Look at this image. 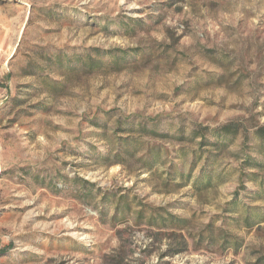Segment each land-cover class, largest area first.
I'll list each match as a JSON object with an SVG mask.
<instances>
[{
    "label": "rangeland",
    "instance_id": "1",
    "mask_svg": "<svg viewBox=\"0 0 264 264\" xmlns=\"http://www.w3.org/2000/svg\"><path fill=\"white\" fill-rule=\"evenodd\" d=\"M262 127L264 0H0V264H264Z\"/></svg>",
    "mask_w": 264,
    "mask_h": 264
},
{
    "label": "trees",
    "instance_id": "2",
    "mask_svg": "<svg viewBox=\"0 0 264 264\" xmlns=\"http://www.w3.org/2000/svg\"><path fill=\"white\" fill-rule=\"evenodd\" d=\"M120 57H118L115 61H114V65H119L121 63H119L120 61ZM123 61V60H122ZM126 62V60H125ZM123 121L124 123L121 121V123L126 124L125 126L119 125L118 128H122L124 130H127L129 132H134V130H138V132H142V135H160L161 133L157 130V129H151L148 127L147 124H144L143 121H140V123L136 124V119H132L131 117H123ZM231 125H228L226 127H223L220 130V134L221 136H227L229 134H233V135H237V133L239 132V130L237 128L232 129ZM127 128V129H126ZM234 128V127H233ZM182 130V129H181ZM258 136L262 139H264V127L259 128L258 131ZM166 136L172 137V138H176L177 136H180L181 138H183L182 135H171L170 133H166ZM142 135H132V137H128L127 140H122L121 137H118L117 139V148L114 149L113 154H110L106 157V160L111 159L112 161H110L109 164H115V163H120V164H128L131 165L133 164V162H141L143 164V168H145L147 170V172H152L154 170V168L156 166H163L165 164V160L164 159H160L161 156H159V153H153L151 150L149 151H145L144 152V148H143V136ZM205 136V135H204ZM124 141V143H122V141ZM217 143H215V150L219 149L218 153H221V151L224 149L225 144L223 143H219V141H216ZM135 146V147H133ZM148 152V153H147ZM209 158V156H208ZM248 161L250 159H247ZM253 164L259 166L260 163H257L256 161L253 162ZM262 165V164H260ZM246 173L244 171H242L240 178H242ZM190 175V172H189ZM217 176H219V174L216 175L215 172L213 171H209V176H208V181L206 183V186H212L215 181V178H217ZM223 180V177L220 176V179H217L216 182H220ZM199 183V182H198ZM163 222H165V220H163ZM181 222H187L185 219H183Z\"/></svg>",
    "mask_w": 264,
    "mask_h": 264
}]
</instances>
